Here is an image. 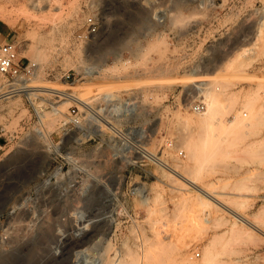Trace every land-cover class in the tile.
I'll use <instances>...</instances> for the list:
<instances>
[{"label":"rangeland","instance_id":"1","mask_svg":"<svg viewBox=\"0 0 264 264\" xmlns=\"http://www.w3.org/2000/svg\"><path fill=\"white\" fill-rule=\"evenodd\" d=\"M30 2L0 0V29L38 64L21 91L0 75V260L42 263L36 216L57 213L37 202L47 195L41 175L56 152L83 158L69 112L83 105L53 88L93 106L103 94L132 96L151 120L149 148L169 138L185 153L172 164L195 184L174 179L182 191L146 207L142 245L123 264H264V0ZM95 15L100 33L80 37ZM203 97L214 107L207 116L189 107ZM99 207L84 209L89 241L104 228Z\"/></svg>","mask_w":264,"mask_h":264},{"label":"built area","instance_id":"2","mask_svg":"<svg viewBox=\"0 0 264 264\" xmlns=\"http://www.w3.org/2000/svg\"><path fill=\"white\" fill-rule=\"evenodd\" d=\"M85 26L80 37L88 40L100 33L102 17L87 16ZM37 70L36 62L20 56L15 42L0 44V75L10 91L25 89ZM65 78L70 81L71 75ZM138 103L132 96L103 94L94 106L86 102L82 112L70 108L71 128L80 131L76 140L85 150L80 162L72 152H56L51 173L41 175L47 195H37V202L55 205L57 213L47 217L49 208L36 216L37 233L43 239L41 264H123L125 250L142 245L146 207L156 200L169 202L182 191L174 182L182 181V174L172 163L184 159L185 153L169 138L156 150L149 148L151 120L140 115ZM189 107L196 114L207 108L204 97ZM92 203L100 206L96 220L104 228L89 241L84 209ZM72 243L81 247L68 251Z\"/></svg>","mask_w":264,"mask_h":264},{"label":"bare ground","instance_id":"3","mask_svg":"<svg viewBox=\"0 0 264 264\" xmlns=\"http://www.w3.org/2000/svg\"><path fill=\"white\" fill-rule=\"evenodd\" d=\"M37 0H32V2H30L31 3V7H33V8H35L38 4H37V2H36ZM39 6V5H38ZM3 43V42H2ZM10 91V90H9ZM46 91L47 92H49L50 94H54V95H57V96H61V95H63V96H66V98L65 99H67V100H70V101H77L78 103H80L81 105H85V101H81L80 99H77L73 94H70V93H68V91H63V90H60V89H53V88H48V89H46ZM26 92H30V94H34V92L32 91V89H26L25 90V93ZM12 93V92H11ZM5 96V95H4ZM29 97V96H28ZM214 109V107L211 105V104H208L207 105V108H206V111L202 114L203 116H207L212 110ZM175 167V166H174ZM176 168V167H175ZM182 174V181L183 182H186V183H188L190 186H193V184H195L194 183V181L192 180V179H190V178H188V177H186L183 173H181ZM196 191L197 192H199V193H203L204 195H206V196H208V197H211V196H214V195H212L210 192H208L207 190H205V189H203V188H197L196 189ZM213 199V198H212ZM217 201V200H216ZM216 203H218L219 204V201L218 202H216ZM217 204V205H218ZM220 205H221V203H220ZM226 205H222V207H224V208H226L225 207ZM227 209V208H226ZM234 215L236 216V218H237V222L239 223V226L241 227V228H243L244 227V225H242V224H245V223H247V221H246V219H245V217H243L242 215H239V214H235L234 213ZM237 222H234V224L236 225L237 224ZM7 259V258H6ZM6 259L3 257L1 260H0V264H5V261H6Z\"/></svg>","mask_w":264,"mask_h":264},{"label":"crops","instance_id":"4","mask_svg":"<svg viewBox=\"0 0 264 264\" xmlns=\"http://www.w3.org/2000/svg\"><path fill=\"white\" fill-rule=\"evenodd\" d=\"M5 43V42H12V40H10L9 38V34L6 33V32H3L1 29H0V44ZM28 59V58H27Z\"/></svg>","mask_w":264,"mask_h":264}]
</instances>
